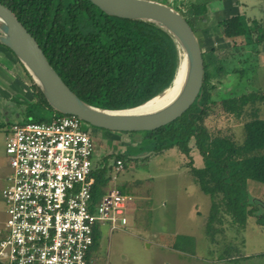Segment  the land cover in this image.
Segmentation results:
<instances>
[{
  "label": "trees",
  "instance_id": "obj_1",
  "mask_svg": "<svg viewBox=\"0 0 264 264\" xmlns=\"http://www.w3.org/2000/svg\"><path fill=\"white\" fill-rule=\"evenodd\" d=\"M0 4L16 15L70 90L94 107L112 111L137 108L162 95L177 77L182 63L181 48L172 35L152 23L109 16L89 0H0ZM187 21L197 32L193 22ZM253 25L239 15L221 22L226 40L245 39V46H234L236 51L249 48L261 55L264 24L254 21ZM205 55V84L200 102L172 124L144 132V141L152 144L156 152L176 148L187 156L193 151L194 142L205 167H193L191 173L195 184L212 197L210 229L220 211L234 223L245 222L247 217L242 212L249 201L248 183L264 185V120L259 118L258 109L264 95L219 92L215 81L221 85L237 74L241 76L244 70H232L231 60L222 58L216 61L218 74L212 75ZM32 86L36 102L27 110L23 123L47 122L40 116L42 110L62 117L50 107L33 81ZM218 117L227 121L252 118L244 125L243 143L211 128ZM124 156H111L115 166L122 161L126 168ZM112 169L106 166L93 171L96 204L111 182ZM220 197L218 203L216 199ZM249 215L253 216L252 210ZM100 238L101 232L96 228L94 245L88 253L89 264Z\"/></svg>",
  "mask_w": 264,
  "mask_h": 264
},
{
  "label": "rangeland",
  "instance_id": "obj_2",
  "mask_svg": "<svg viewBox=\"0 0 264 264\" xmlns=\"http://www.w3.org/2000/svg\"><path fill=\"white\" fill-rule=\"evenodd\" d=\"M149 1L171 6L187 20L194 10L200 9L211 17L210 14H215L221 4L224 6L221 0ZM227 2L232 14L240 12L245 21V17L249 19L246 21L248 25L254 27V21L258 24L264 21L260 0ZM208 24L217 27L214 17L209 18ZM235 45L245 46L246 41L239 38L222 45L210 38L204 44L205 58L212 75L218 74L216 61L222 58L231 60L232 70H244L241 76L237 74L221 85L217 81L214 84L219 85V92L232 91L238 96L248 93L264 95V54L259 55L249 48L238 52ZM261 50L264 52L263 47ZM185 67L183 55L178 74ZM258 109L259 118L264 120V102L258 104ZM11 116L0 110V220L6 219L3 191L9 185L10 176L6 137L15 124L26 122L27 118L23 115L20 118ZM40 116L49 122L55 115L42 110ZM251 119L245 117L241 121H227L218 117L210 125L243 143L244 125ZM82 130L91 136L92 133L100 135V140H95L94 170L113 167L109 171L111 189L116 188L133 198L128 207L125 229L111 233L109 226L101 228V238L92 252V264H264L263 184L248 183L249 201L242 212L247 217L245 222L234 223L229 215L220 211L209 229L213 200L195 184L191 173L193 167H205L194 142L191 143L193 151L187 156L176 148L156 152L152 144L144 141L146 133H115L96 129L84 122ZM118 152L126 158V168L120 172L111 158ZM106 188L110 189V184ZM216 200L219 203L221 197ZM250 210L253 216H247Z\"/></svg>",
  "mask_w": 264,
  "mask_h": 264
},
{
  "label": "built area",
  "instance_id": "obj_3",
  "mask_svg": "<svg viewBox=\"0 0 264 264\" xmlns=\"http://www.w3.org/2000/svg\"><path fill=\"white\" fill-rule=\"evenodd\" d=\"M82 123L54 116L15 124L7 135L12 175L3 191L0 264H89L96 228L127 226L132 197L113 188L93 202L96 144Z\"/></svg>",
  "mask_w": 264,
  "mask_h": 264
},
{
  "label": "water",
  "instance_id": "obj_4",
  "mask_svg": "<svg viewBox=\"0 0 264 264\" xmlns=\"http://www.w3.org/2000/svg\"><path fill=\"white\" fill-rule=\"evenodd\" d=\"M89 1L109 16L152 23L172 35L187 64L186 80L176 99L158 111L134 112L155 98L129 110L112 111L94 107L70 90L16 15L0 4V45L17 58L56 113L75 116L96 129L115 133H144L172 124L200 102L205 84L204 52L196 32L179 11L149 0ZM260 1L264 10V0Z\"/></svg>",
  "mask_w": 264,
  "mask_h": 264
},
{
  "label": "crops",
  "instance_id": "obj_5",
  "mask_svg": "<svg viewBox=\"0 0 264 264\" xmlns=\"http://www.w3.org/2000/svg\"><path fill=\"white\" fill-rule=\"evenodd\" d=\"M222 1H224V6L221 4V7L215 14H210L211 17L215 18L217 27H213V25L208 24V20L211 17H209L207 13H204L205 15L201 14L202 11H200V9L191 12V16L189 19L196 26L197 29L196 35L199 39V42L201 44L204 53H205L204 44H206V42L210 38H212V40L215 43L220 42V44L222 45L224 43L231 42V40H226L224 38L221 28V22L235 15L241 16L240 12H236V14H232L230 12L231 10H229L230 6L227 5L228 4L227 0H221V2ZM180 5H183V3H181ZM196 11H198L199 13L196 14ZM260 12L262 13V16L264 18V10L261 7V1H260ZM245 19L246 21L249 20L246 17ZM260 23L264 24V21L261 20ZM206 28L208 29L207 31H205ZM208 31L210 32V34L208 33ZM6 50L8 49H6L3 46L0 47V110L2 111L3 114L6 115L9 114L12 115L11 117L20 118L22 115L27 116V110H28L27 107H30L36 102L34 98L35 91L32 86V80L27 74L24 67L20 64V62L12 53L7 52ZM261 54H264V52H262ZM94 138L99 141L100 135L96 134L94 135ZM9 170H10V176H9L10 179L12 175L10 162H9ZM109 184H110V189L105 188L104 194L107 190H111L112 182H110Z\"/></svg>",
  "mask_w": 264,
  "mask_h": 264
},
{
  "label": "bare ground",
  "instance_id": "obj_6",
  "mask_svg": "<svg viewBox=\"0 0 264 264\" xmlns=\"http://www.w3.org/2000/svg\"><path fill=\"white\" fill-rule=\"evenodd\" d=\"M186 72L187 64L185 69H182V71L177 74L175 82L164 94L158 96L144 107L135 110L134 112H154L168 106L180 94L186 80Z\"/></svg>",
  "mask_w": 264,
  "mask_h": 264
},
{
  "label": "flooded vegetation",
  "instance_id": "obj_7",
  "mask_svg": "<svg viewBox=\"0 0 264 264\" xmlns=\"http://www.w3.org/2000/svg\"><path fill=\"white\" fill-rule=\"evenodd\" d=\"M93 137H94V134L92 133Z\"/></svg>",
  "mask_w": 264,
  "mask_h": 264
}]
</instances>
